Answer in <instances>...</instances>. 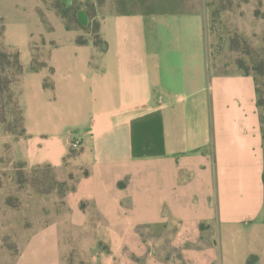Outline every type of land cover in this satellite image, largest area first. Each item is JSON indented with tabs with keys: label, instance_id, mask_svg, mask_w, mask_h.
<instances>
[{
	"label": "crops",
	"instance_id": "1",
	"mask_svg": "<svg viewBox=\"0 0 264 264\" xmlns=\"http://www.w3.org/2000/svg\"><path fill=\"white\" fill-rule=\"evenodd\" d=\"M87 2L92 15L76 11L87 16L86 42L73 31L31 73L58 129L43 158L58 164L80 140L70 160L87 168V197L111 224L204 223L225 233L259 222L257 84L210 68L203 0Z\"/></svg>",
	"mask_w": 264,
	"mask_h": 264
},
{
	"label": "rangeland",
	"instance_id": "2",
	"mask_svg": "<svg viewBox=\"0 0 264 264\" xmlns=\"http://www.w3.org/2000/svg\"><path fill=\"white\" fill-rule=\"evenodd\" d=\"M203 2L210 68L243 66L264 99V0ZM80 9L94 13L87 0H0V264H264V210L225 233L204 223L111 224L87 197V168L70 160L72 139L67 159L43 158L58 129L31 73L73 31L76 42L89 38Z\"/></svg>",
	"mask_w": 264,
	"mask_h": 264
},
{
	"label": "trees",
	"instance_id": "3",
	"mask_svg": "<svg viewBox=\"0 0 264 264\" xmlns=\"http://www.w3.org/2000/svg\"><path fill=\"white\" fill-rule=\"evenodd\" d=\"M93 32H96V26L94 27ZM96 39L97 38L94 39L95 40L94 43H97ZM85 42L86 41H82V40L77 41V43H79V44H84ZM238 64H239V62H238ZM238 66L241 69V71H243L244 73L251 74L246 69H244L243 66H240V65H238ZM260 72L261 71H256V74H261ZM254 78H256V77L254 76ZM255 81H256V79H255ZM256 91H257V104H258V107L261 109V108H263V105H264V99H263V96L261 94L262 92L260 91V88L258 86L256 88ZM260 122L262 125V133H263V139H264V114L262 112L260 113Z\"/></svg>",
	"mask_w": 264,
	"mask_h": 264
},
{
	"label": "water",
	"instance_id": "4",
	"mask_svg": "<svg viewBox=\"0 0 264 264\" xmlns=\"http://www.w3.org/2000/svg\"><path fill=\"white\" fill-rule=\"evenodd\" d=\"M78 19L80 21L81 24L85 25L87 23V16L84 12L80 11L78 13Z\"/></svg>",
	"mask_w": 264,
	"mask_h": 264
},
{
	"label": "built area",
	"instance_id": "5",
	"mask_svg": "<svg viewBox=\"0 0 264 264\" xmlns=\"http://www.w3.org/2000/svg\"><path fill=\"white\" fill-rule=\"evenodd\" d=\"M80 140H78V139H72L71 141H70V148L71 149H78L79 147H80Z\"/></svg>",
	"mask_w": 264,
	"mask_h": 264
}]
</instances>
